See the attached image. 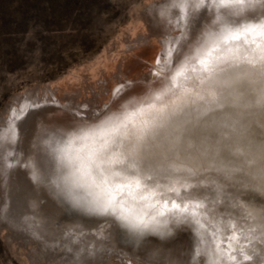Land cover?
<instances>
[{
	"label": "rangeland",
	"instance_id": "obj_1",
	"mask_svg": "<svg viewBox=\"0 0 264 264\" xmlns=\"http://www.w3.org/2000/svg\"><path fill=\"white\" fill-rule=\"evenodd\" d=\"M153 1L0 0V132L4 127L2 119L10 115L13 118L29 103L48 101L51 91L53 98L56 97L59 81L74 69L91 65L131 23L145 16L147 4ZM163 1L160 2L166 5V13L161 22L167 29L173 26L170 36L164 38L173 39L183 33L184 27L172 22L171 11L177 1L184 0ZM220 16L203 29L204 33L195 34L199 43L193 40L194 33H190L177 53L156 69V79L162 80L165 76V89L159 96L148 99L145 104L128 95L123 101L119 100V104L129 103L133 109L129 114L136 115L131 121L116 120L118 131L99 138L95 150L105 152L117 137L127 139L130 134L143 137L160 129L166 125L164 118L171 113L188 112L196 122L203 123L208 109L218 103L216 83L224 70L245 63H264V34L257 27L264 23V8L247 9L231 19L222 10ZM249 27L259 31H250L253 34L241 35L238 40H226L227 34L242 33ZM213 37L216 47L211 60L205 64L212 44L209 38ZM144 82L151 83L152 78L147 77ZM98 94L100 97V92ZM103 104L89 114L71 105L59 106L63 110L57 120L60 122L43 124L40 143L47 140L49 145H59L61 157L67 158V150L76 151L84 143L83 132L96 129L90 127L96 117L115 118L111 102L105 100ZM118 155L114 152L110 158ZM0 156L3 172L0 174V264H264V218L248 210L252 206H264V196L257 192L245 190L217 199L204 190L206 181L198 182L193 178L184 187L175 185L178 195L169 193L167 199H162L144 192L146 199L141 200L138 193L142 189L134 191L135 199L121 198L114 183L101 184L99 180L86 177L83 195L87 200L111 201L118 205L117 215L122 213L132 223L151 226L159 221L160 227L134 239V230L111 215L78 211L60 200L66 208L63 212L57 208L58 218L54 224L62 236L52 235L46 230L43 232L36 219L30 218L29 223L14 215L12 208L15 197L19 196L15 194L20 181L17 177L23 164L14 154ZM110 167L113 172H121L116 164ZM124 175L121 173V178ZM149 176L156 179L152 173L137 178L142 185L151 187ZM39 193L40 205L53 215L54 207L47 202L49 196L41 189ZM241 205H247L248 209ZM244 255L252 257L251 261H244Z\"/></svg>",
	"mask_w": 264,
	"mask_h": 264
},
{
	"label": "clouds",
	"instance_id": "obj_2",
	"mask_svg": "<svg viewBox=\"0 0 264 264\" xmlns=\"http://www.w3.org/2000/svg\"><path fill=\"white\" fill-rule=\"evenodd\" d=\"M216 88L218 103L208 109L203 123L196 122L188 112L171 113L164 118V127L143 137H117L101 153L102 166L112 171L110 157L115 152L122 161L116 166L124 174L152 173L180 183L196 178L206 181L204 190L217 199L245 190L264 196V127H259L264 124V63L224 70ZM111 119L110 115L102 116L90 127L99 129ZM35 151L28 169L32 183L72 209L92 211L82 199L83 187L65 182L70 169L61 162L59 145H49L45 140ZM248 210L264 218V206ZM132 235L134 239L142 236L137 232Z\"/></svg>",
	"mask_w": 264,
	"mask_h": 264
},
{
	"label": "bare ground",
	"instance_id": "obj_3",
	"mask_svg": "<svg viewBox=\"0 0 264 264\" xmlns=\"http://www.w3.org/2000/svg\"><path fill=\"white\" fill-rule=\"evenodd\" d=\"M160 1L162 0H155V2L148 3V9L145 16L140 17V15L139 17L141 19H138L139 21L136 22L135 20L125 31H123L124 33L120 32L121 36L107 45L91 65L88 64L89 66L86 65L74 69L63 78L62 81H59L56 85V97L53 98L51 91V95L49 96L50 99L44 101V96L41 94V99L44 102H34V104L29 103L24 107L25 110L17 112L18 114L14 113L15 115L13 118L10 115L9 118L2 119L4 127L1 128L0 132V154L5 157L14 154L15 157L18 156V161L23 164V166L21 165V173H18L19 177H17L20 181H18V185L16 184V189L14 188L17 191L15 194L18 193L19 195L18 197L15 195L17 198L13 196L16 201L12 208L13 212H15V216H19L23 218V220H27L29 223L30 218L36 219V221L40 223L38 224L40 225V228L43 226V232L46 230L52 235H58L61 233V230L55 226L53 217L58 218V209H65L66 206L63 205L59 199H53L49 196L43 187L35 188L28 176V169L31 167L32 161L35 159L34 150L41 141L43 124L46 122L47 124H50L48 121L55 122L60 119V117H62L61 113L63 112L60 107L66 108L71 105L72 107H77L81 109V111H85L89 114L95 111L96 106H104L105 104H103V102L108 100L111 102V106L115 108L114 117L118 116L123 119V117L132 112L133 109H131L129 103L119 104V100L121 101L128 95L127 97L132 96V98H136L140 103L145 104L147 103L145 101L148 99L152 100L153 97L159 96L165 89V84L163 83L165 76L162 80L156 79V69L165 65L167 60L177 53L182 47V43L186 40L187 35L194 33V30L191 27L194 13L196 14L195 34L204 33L202 32L205 31L203 29L216 20H219L221 17L220 12L222 10L215 12L213 10L214 3H218V0H214V2H212V0L177 1L174 9L171 11V16L174 21L171 20L174 23L177 22L181 24L184 27V31L183 33L178 34L176 38L172 39L171 37V39H169L170 37H168V39H165L164 37L170 34L169 32L173 29V26L170 27V25V28L167 29L162 24V16L166 13V5ZM194 5L197 7H194ZM134 13L137 14L138 12ZM150 16L153 19H151ZM153 24L159 29V31L153 29ZM258 31L259 29L256 33ZM252 32L243 31L241 35L244 36L247 35V33ZM229 36L230 34L225 36L226 40L230 39L228 38ZM209 39L212 44L210 45V51H208L210 56L207 57L205 64L211 60V54L216 47V38L213 37ZM209 39L207 42H210ZM147 77L152 78L151 83L144 82ZM99 92L101 95L100 97H98ZM95 95L97 97H95ZM60 101L64 103L62 106L59 103ZM57 122L59 123L60 121ZM97 131L98 130L96 129L85 130L83 132L84 135H82L84 137V143L82 146L77 148L76 151L73 149L67 150L68 157H64V159L71 160L75 167H80V159L84 157L83 153L87 155L95 150L99 138L102 137L93 135V133ZM0 174H3V172ZM16 180L17 179H15V181ZM38 188L43 191V194L49 196V201L47 202L51 208L54 207L51 209V211L53 210V215H50V212L46 207L40 205V199L38 200V198L41 194L39 193L40 189ZM25 217H28L29 219ZM47 235L45 237H48ZM47 239L49 240V237ZM51 239L53 240V238ZM48 240L47 242L51 241Z\"/></svg>",
	"mask_w": 264,
	"mask_h": 264
},
{
	"label": "snow or ice",
	"instance_id": "obj_4",
	"mask_svg": "<svg viewBox=\"0 0 264 264\" xmlns=\"http://www.w3.org/2000/svg\"><path fill=\"white\" fill-rule=\"evenodd\" d=\"M214 2V0H212ZM194 7H197L194 5ZM264 8V0H218V3H214V12L223 10V14L227 16L229 19L242 15L247 9L252 8ZM191 27L194 30L193 40L197 43L200 42V40L195 35V28H196V14L194 13L192 21H191ZM259 27L262 34H264V23H260L257 25ZM255 27H249L245 28L243 31H255ZM242 33L236 32L231 34L228 38L238 40L240 39ZM203 63V61H201ZM143 111L142 109L140 110ZM136 115V113H131L128 115H125L123 119L121 120L120 117H115L111 119L105 126L99 128V131L94 132L93 135L97 136H105L108 135L111 132L118 131V125L116 124V120H120L121 123H123L125 120L131 121L132 117ZM155 118V117H154ZM96 119H99V117H96ZM87 135V134H86ZM86 138V136H85ZM101 151L93 150L90 153H88L85 157L80 159V167H75L73 162L71 160H65L63 157L61 158V162L66 165L70 169L67 176L64 177L65 182L72 184L75 187H83V181L85 177L91 178L93 181L99 180L101 184H115V190L118 192H121V198H124L125 196L135 199V196L133 195L134 191L137 189H142L141 192H139V198L141 200L146 199V197L143 195L144 192H147L152 195L160 196L162 199H167L169 193L179 194L178 188L175 186L176 184H180L181 187H184L188 179H185L183 183L177 182H170L167 178H158L153 179L152 176H149L147 179L151 184V187L149 184H141V181L137 178L140 175L136 173H128L121 178L122 172H113L105 169L103 165V161L100 159ZM34 154L36 156V151L34 150ZM122 163L121 160H119L118 156L114 159L110 160V164H118ZM163 180V183H160V180ZM82 199H85L87 203L89 204L92 211L87 213H102V214H108L111 215L117 222H123L128 224V227L134 232L139 233L140 235H143L145 232L148 231H156L158 227H160L159 221H157L153 225L145 224L143 222L139 223H132L128 220L126 216H124L122 213L117 215L118 212V205L109 202H99V201H89L85 197H82ZM61 211H65V209L61 208ZM56 217H53V221L55 222ZM119 231V229H118ZM231 259L235 260V257H231ZM252 257L244 255L243 260L244 261H251Z\"/></svg>",
	"mask_w": 264,
	"mask_h": 264
},
{
	"label": "water",
	"instance_id": "obj_5",
	"mask_svg": "<svg viewBox=\"0 0 264 264\" xmlns=\"http://www.w3.org/2000/svg\"><path fill=\"white\" fill-rule=\"evenodd\" d=\"M38 224H40V223H38ZM41 228H42V230H43V226H42Z\"/></svg>",
	"mask_w": 264,
	"mask_h": 264
}]
</instances>
